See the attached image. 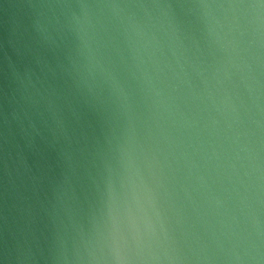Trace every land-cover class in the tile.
I'll list each match as a JSON object with an SVG mask.
<instances>
[{
    "label": "water",
    "instance_id": "95a60500",
    "mask_svg": "<svg viewBox=\"0 0 264 264\" xmlns=\"http://www.w3.org/2000/svg\"><path fill=\"white\" fill-rule=\"evenodd\" d=\"M0 264H264V0H0Z\"/></svg>",
    "mask_w": 264,
    "mask_h": 264
}]
</instances>
